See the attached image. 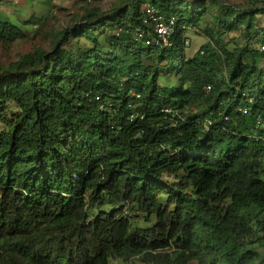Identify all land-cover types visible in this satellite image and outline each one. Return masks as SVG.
Instances as JSON below:
<instances>
[{"label":"trees","instance_id":"1","mask_svg":"<svg viewBox=\"0 0 264 264\" xmlns=\"http://www.w3.org/2000/svg\"><path fill=\"white\" fill-rule=\"evenodd\" d=\"M248 1L86 4L49 51L0 66V264H264V144L248 138L264 135V0ZM146 4L178 20L171 48L126 34ZM206 18L209 42L188 56ZM26 39L0 13V46Z\"/></svg>","mask_w":264,"mask_h":264},{"label":"rangeland","instance_id":"2","mask_svg":"<svg viewBox=\"0 0 264 264\" xmlns=\"http://www.w3.org/2000/svg\"><path fill=\"white\" fill-rule=\"evenodd\" d=\"M73 1V2H72ZM114 0H100L92 7H99L102 10H109ZM230 5L236 6H251V2L248 0H224ZM0 8L3 12L9 13L13 18L18 19L19 25H21L27 34V39L19 43L14 44L11 48L5 50L0 46V66L9 65L18 60L20 55L31 52L36 48H43L50 50L53 36L62 31L63 28L71 26L74 22L79 20V17L83 14L84 9L88 7L86 3L81 0H60L57 2L48 0H20L18 6L13 5L9 0L0 1ZM257 6L264 8V1L256 3ZM37 15V16H35ZM44 18V22L41 28H37L31 24L33 17ZM212 18H206L199 23L200 28L197 31L191 32L187 35L190 39L191 46L187 48L188 56L193 55L203 45L209 42L208 38L204 35V31L208 25L212 24ZM257 25L260 30L264 29V12L257 18ZM244 34L242 31H236L229 35V39L232 42V48L244 45ZM76 43V42H75ZM72 42V46L76 47V44ZM82 48H88L91 45L82 40ZM70 45V46H71ZM260 42H257V46ZM69 48V46H68ZM173 82L172 78L164 77L161 80L162 85H169ZM258 252H262L263 248L256 247ZM118 264H127L126 262H118ZM191 264H197L192 262Z\"/></svg>","mask_w":264,"mask_h":264},{"label":"built area","instance_id":"3","mask_svg":"<svg viewBox=\"0 0 264 264\" xmlns=\"http://www.w3.org/2000/svg\"><path fill=\"white\" fill-rule=\"evenodd\" d=\"M53 2H57L60 0H50ZM86 4L93 6L94 3L100 0H82ZM20 0H13V3L18 5ZM142 25L136 27H129L126 30V34L130 35L133 40L142 45L143 47H157L160 49H169L173 46V40L176 35L182 30L179 27L178 20L175 17H166L164 16L159 9L151 4H146L142 8ZM186 44L189 46L190 43L187 41ZM260 53L262 54V63L261 68H264V45L259 47ZM210 91V88L207 89ZM243 97L246 99L248 106L247 107H239L237 108V112L243 115H248L250 111V106H254L257 103V97L255 94L251 92H244ZM190 113L188 108L184 109L183 111H177V116H183ZM223 117V113L221 112H212L209 118L206 119L204 122V129L205 132H210L213 126V119L212 117ZM228 121L229 119L226 118ZM264 119L261 116H258V126L256 129H261L264 127L263 122ZM249 139L255 140L264 144V135L254 133L253 135L248 136ZM163 150L166 151V147H163ZM111 264H118L117 261H113ZM127 264H144L141 261V256H137L131 258Z\"/></svg>","mask_w":264,"mask_h":264},{"label":"crops","instance_id":"4","mask_svg":"<svg viewBox=\"0 0 264 264\" xmlns=\"http://www.w3.org/2000/svg\"><path fill=\"white\" fill-rule=\"evenodd\" d=\"M0 1H2V0H0ZM10 1V3L11 2H13V0H9ZM23 1V0H22ZM73 2V1H72ZM1 3V2H0ZM2 4V3H1ZM13 5H15V6H18V5H16V4H14V3H12ZM1 6V5H0ZM0 13H1V16H2V18H4V19H8V20H10V21H12V22H14V23H19V21H18V19H16V18H13V16L11 15V14H7V13H5V12H3L2 11V9L0 8ZM19 25V24H18Z\"/></svg>","mask_w":264,"mask_h":264}]
</instances>
